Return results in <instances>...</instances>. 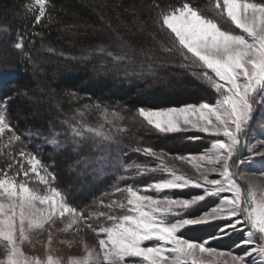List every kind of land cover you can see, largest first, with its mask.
<instances>
[{"label":"trees","instance_id":"16d2710c","mask_svg":"<svg viewBox=\"0 0 264 264\" xmlns=\"http://www.w3.org/2000/svg\"><path fill=\"white\" fill-rule=\"evenodd\" d=\"M242 1L264 7V0ZM186 6L223 32L250 39L223 0H0V109L7 125L0 135V179L11 176L40 192L29 176L27 159L34 157L66 203L94 223L100 204L127 187L154 182L155 175L140 172L148 167L147 151L188 157L211 148L215 136L163 132L141 115L215 105L227 94L165 23ZM250 106L248 130L264 108L262 92ZM208 199L175 219L206 212L216 203ZM226 224L191 226L180 234L229 250L244 235L226 236Z\"/></svg>","mask_w":264,"mask_h":264},{"label":"rangeland","instance_id":"374dc122","mask_svg":"<svg viewBox=\"0 0 264 264\" xmlns=\"http://www.w3.org/2000/svg\"><path fill=\"white\" fill-rule=\"evenodd\" d=\"M223 1L249 40L223 32L189 6L165 23L212 69L227 94L215 105L141 111L160 131L200 132L218 141L188 157L147 151L149 164L140 172L155 175L154 182L127 187L100 204L94 223L66 203L37 159L28 158L40 192L11 176L0 179V264H264V108L248 130L251 97L262 92L264 99V7ZM6 126L0 109V135ZM190 188L201 192L173 195ZM210 197L216 203L206 212L175 219ZM216 222L227 223L226 236L240 232L244 240L225 250L180 234Z\"/></svg>","mask_w":264,"mask_h":264}]
</instances>
